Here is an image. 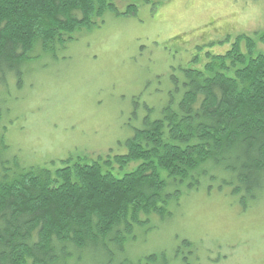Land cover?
Here are the masks:
<instances>
[{"label": "trees", "instance_id": "1", "mask_svg": "<svg viewBox=\"0 0 264 264\" xmlns=\"http://www.w3.org/2000/svg\"><path fill=\"white\" fill-rule=\"evenodd\" d=\"M114 1L0 0V89L106 11L137 10ZM183 72L179 100L146 116L123 154L28 166L0 136V264H170L156 253L133 260L128 245L153 217L171 215L183 185L207 179L242 200L264 195V32Z\"/></svg>", "mask_w": 264, "mask_h": 264}, {"label": "rangeland", "instance_id": "2", "mask_svg": "<svg viewBox=\"0 0 264 264\" xmlns=\"http://www.w3.org/2000/svg\"><path fill=\"white\" fill-rule=\"evenodd\" d=\"M115 3L120 12L129 4L137 10L106 11L0 89L7 156L54 169L64 158L123 154L146 116H160L172 96L179 100L184 70L202 69L207 53H224L242 34L264 32V0ZM181 190L170 216L137 229L128 245L133 260L156 253L170 264H264V195L242 200L207 179Z\"/></svg>", "mask_w": 264, "mask_h": 264}, {"label": "flooded vegetation", "instance_id": "3", "mask_svg": "<svg viewBox=\"0 0 264 264\" xmlns=\"http://www.w3.org/2000/svg\"><path fill=\"white\" fill-rule=\"evenodd\" d=\"M69 158H64V160H68Z\"/></svg>", "mask_w": 264, "mask_h": 264}]
</instances>
